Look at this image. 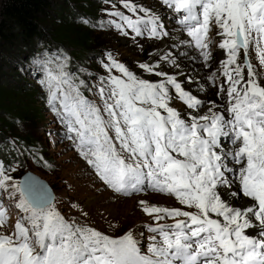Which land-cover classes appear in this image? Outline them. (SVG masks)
I'll list each match as a JSON object with an SVG mask.
<instances>
[{
  "label": "snow or ice",
  "instance_id": "snow-or-ice-1",
  "mask_svg": "<svg viewBox=\"0 0 264 264\" xmlns=\"http://www.w3.org/2000/svg\"><path fill=\"white\" fill-rule=\"evenodd\" d=\"M120 3L131 15L105 11L117 18L108 23L121 34L131 30L134 41L145 33L157 41L170 36L153 9ZM160 3L180 16L181 38L171 46L194 49L202 67L218 65L207 79L223 104L193 94L166 72L164 64L178 66L167 54L138 64L159 78L153 81L107 53L99 106L84 96L82 89H91L69 71L67 54L44 62L40 84L66 138L106 189L127 197L147 188L183 207L140 201L151 219L150 242L141 244L132 231L113 238L66 220L44 185L29 177L20 186L11 176L16 167L0 160V196L18 195L14 207L23 213L11 232L0 233V264H264V75L249 58L254 51L264 68V0ZM213 49L226 59L216 60ZM174 99L185 109L170 106ZM222 138L230 145L223 153ZM6 216L0 200V227ZM167 218L173 222H161Z\"/></svg>",
  "mask_w": 264,
  "mask_h": 264
},
{
  "label": "rangeland",
  "instance_id": "rangeland-1",
  "mask_svg": "<svg viewBox=\"0 0 264 264\" xmlns=\"http://www.w3.org/2000/svg\"><path fill=\"white\" fill-rule=\"evenodd\" d=\"M2 2L3 0H0V9ZM133 2L153 9L159 17L162 18V23L166 26V30L170 32V36L172 32L180 33L178 27L174 28L173 25H171L170 18L167 15L169 8L162 6L160 0H133ZM112 5H115V9H113ZM105 10H119L125 12L126 15H131L122 7L120 0L109 3ZM109 19L113 20L116 18L106 14L104 20ZM177 25L180 27L178 23ZM127 31L129 34L125 36L112 25L100 29L96 28V33L102 35L99 42L105 45L108 50L107 53L110 52L114 59L120 63H124L126 67L135 71L137 75H140L142 78H149L153 81L158 80L159 78L155 76L149 77L147 73L142 72V70L138 68V64L141 62L155 63L162 55L161 50L163 45L170 36L165 37L163 41H157L149 38L147 33H145L144 36L137 37L134 41L132 38L134 33H130V30ZM141 47L143 50H141ZM190 51L195 54L197 58L196 62L201 66L202 61L198 57V53L194 49ZM215 52L216 50L213 49V54H215ZM107 53L103 56L105 63L108 62L106 60ZM30 54L33 56L32 58L36 60V64L44 63L48 58L52 57L47 53L35 54L33 52ZM25 55L27 54L20 55L21 61L18 60V57L12 60V65L33 82L32 79L34 77L30 74L29 70L31 68L34 69L35 65L32 64L28 67L31 60L27 57L28 55ZM22 59L25 60L24 63ZM25 65L27 66L23 69ZM163 67L168 66L163 65ZM92 68V59H88L85 63L70 61L69 64V71L75 70L79 79L84 80L88 87L95 85L90 93L87 90H82L83 92L87 91L90 100L94 101L99 106L102 105V101L97 92L100 84L99 78L101 76L106 77L109 73L104 67H101L95 78L92 76ZM169 68L173 67L169 66L168 69ZM217 69L218 67L214 66L211 69L202 67V81H206L207 90L213 89L207 77L211 72L217 71ZM194 70L195 72L197 71L195 68ZM111 74L120 75L115 69L112 70ZM187 77L190 79H187ZM90 78H92L93 82L90 81ZM191 79L192 77L190 75H185L180 81H183L185 87L191 91L194 89L197 90V86H187L188 83L192 81ZM217 82H220L219 79ZM196 84L200 85V82ZM42 89L45 91V88ZM172 94L175 95L174 91ZM44 95L46 97V92H44ZM86 95L85 92L84 96L86 97ZM41 96L43 99L38 103L39 115L37 119L31 122L27 121L18 124L13 133L8 134L9 140L12 142L15 141L14 144L20 146L21 143L18 139L24 140L25 138H32V146L35 148L33 150L24 151L22 149L20 150L16 145L19 158L23 159L25 156L24 153H27V159L25 161L22 160L20 166L15 165L16 171L11 173L15 183L21 186L23 178L27 174H32L36 178V181H45L51 190V193H48L52 199L53 206L66 220L70 222L75 221L80 225H89L113 238L120 237L126 231H132L136 238H143L146 235L151 219L142 211V207L139 203L140 201H144L147 206L169 208H176V206H178V201L171 199V197L167 195L155 192L125 197L114 194L110 189H106L103 183L100 182L92 172L86 161L78 154L73 142L66 138L65 127L54 117L56 115L51 110L47 100L43 95ZM214 97L211 98L214 100ZM173 101L180 105V101L175 99ZM215 101L219 104H223V100L220 97H216ZM170 106L175 107L172 104H170ZM204 110L206 111L207 108H204ZM54 119L56 121H54ZM22 152L23 154H21ZM6 162L9 163L11 161L6 159ZM18 199V195L16 199H7L4 196H0L4 208L7 210V224L0 227V233L7 234L11 232L16 220L23 215V213L14 207ZM161 222L169 223L167 219Z\"/></svg>",
  "mask_w": 264,
  "mask_h": 264
},
{
  "label": "trees",
  "instance_id": "trees-1",
  "mask_svg": "<svg viewBox=\"0 0 264 264\" xmlns=\"http://www.w3.org/2000/svg\"><path fill=\"white\" fill-rule=\"evenodd\" d=\"M114 1L3 0L0 9V160L7 164V159L13 166H20L22 160L27 159V153L23 159L19 158L16 147L24 151L35 149L32 138L18 139L21 147L8 137L18 124L37 119L41 95L45 98L39 84L44 78V63L36 64L30 53H47L52 57L67 54L71 62L81 63L92 59V76H96L108 51L99 42L102 35L96 33V28L110 25L109 20H104L105 9ZM84 19L89 22H82ZM22 54H27L25 56L31 60L28 67L35 65L29 70L33 82L12 65V60L16 57L20 60Z\"/></svg>",
  "mask_w": 264,
  "mask_h": 264
},
{
  "label": "bare ground",
  "instance_id": "bare-ground-1",
  "mask_svg": "<svg viewBox=\"0 0 264 264\" xmlns=\"http://www.w3.org/2000/svg\"><path fill=\"white\" fill-rule=\"evenodd\" d=\"M174 31H176V30H174ZM173 37L176 39V41H178L181 38V34L178 32H172L170 38L163 45V48L161 50V54L162 55L167 54L170 56H176L178 66L168 69L169 65L164 64V65L168 66V67H164V70L170 74H176L178 77V80H182L183 76H185V75H190L192 77V79H191L192 81L190 83H188L187 86H189V87L197 86V90H195V89L194 90H195V93H197L200 97H204V98L214 97L215 90L214 89L207 90L206 81L205 80L202 81V76H203L202 66H200L196 62L197 58H196L195 54L190 51L191 48H188L186 46H181V47L171 46ZM177 53H188V55H186V56L185 55H177ZM225 56H226V54H223L222 51H218V50H216L215 55H214L216 60H221V59L225 58ZM194 68L197 70L196 72H195ZM209 72H211V71H209ZM262 75H264V70H262ZM197 82H200V85H197L196 84ZM262 83H264V82H262ZM215 97H219V96H217L215 94ZM171 104L173 106H175L178 110H184L182 108V105L177 104L175 101H172ZM254 235H256V234H254Z\"/></svg>",
  "mask_w": 264,
  "mask_h": 264
},
{
  "label": "water",
  "instance_id": "water-1",
  "mask_svg": "<svg viewBox=\"0 0 264 264\" xmlns=\"http://www.w3.org/2000/svg\"><path fill=\"white\" fill-rule=\"evenodd\" d=\"M29 177L34 178L33 180L36 181V178H35L32 174H27V175L24 176L23 181H22V183H21V186H23L24 182H25ZM37 181H38V180H37ZM39 182H41V183L47 188L48 192L51 193V190H50V188L48 187V185L45 183V181L43 182V181L39 180Z\"/></svg>",
  "mask_w": 264,
  "mask_h": 264
}]
</instances>
